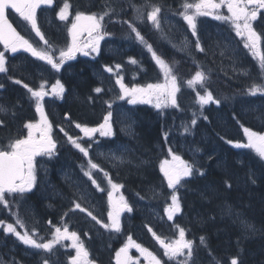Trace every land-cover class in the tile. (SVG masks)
<instances>
[{
    "label": "trees",
    "instance_id": "trees-1",
    "mask_svg": "<svg viewBox=\"0 0 264 264\" xmlns=\"http://www.w3.org/2000/svg\"><path fill=\"white\" fill-rule=\"evenodd\" d=\"M123 9L132 16L129 7ZM125 14L124 12L123 15ZM133 24L146 44L151 45L158 56L173 66L179 87L176 95L177 107L157 109L148 104L134 106L131 108L133 118L131 134H123L117 125L110 138L98 140L105 145L122 144L125 148L123 162L108 163L100 158H96L94 162L107 171L112 182L122 185V194L130 202L132 213L129 219L121 223L119 232L110 230L106 233H103V230L100 232V237H97L99 254L95 257L96 263L114 264L113 254L129 237L158 254L159 250L149 231V228L152 230L155 228L157 233L158 228L156 224L151 223L146 213L148 210L152 211L150 208L153 204L159 205L161 209L165 206L166 200L162 195L159 201L154 200L160 193L164 194V197L169 193L160 165L169 157L171 148L175 154L189 163H194L200 170L187 177L182 183L183 186L179 187L180 212L171 222L172 226L183 228L186 238L193 242L195 247L193 264H230L232 258H236L238 264H264V161H261L252 149L233 146L235 143H247L245 128L264 134V122L259 121L243 103L251 87L250 81L219 70L220 64L214 62L209 50L197 51L195 42L194 48L189 49L190 53L187 54L184 49L166 42L152 29L147 34L144 21H133ZM16 27L24 36V29L18 24ZM198 32L199 36L203 35V30L199 29ZM199 39L201 46L205 48L207 39ZM128 59L135 60L136 63H130ZM114 61L122 66L126 75L125 84L128 87L147 86L149 83L154 84L162 80V73L148 54L135 45L122 51L120 57L116 59L100 55L95 61H76L72 64L73 71H70L71 74L66 81L67 99L60 104L63 116L68 115V126L80 124L93 127L100 124L106 115L104 103L110 98L106 88L104 92L95 91L96 88H100L97 83V71L102 66L112 65ZM197 71H203L207 75L205 87H201L200 84L189 87L187 81L191 80ZM131 75L137 76L133 82H130ZM112 88L109 85L108 90ZM205 88L219 101L218 104L211 102L209 106L205 104L202 106L197 101V95H204ZM20 94L23 97L22 91ZM20 94L14 91L13 96L18 97ZM257 100L260 101V106L264 107V96H259ZM18 103L20 104L19 100ZM21 111L25 110L22 108ZM260 116H263L264 120V110ZM55 119L57 118H52L54 126ZM193 119L196 120L195 125L192 124ZM185 127L189 129L188 132L184 131ZM22 133L23 131H0V145H6L9 139L20 137ZM68 136L77 139L85 148L89 144L87 140L80 139L82 136L77 131L62 133L53 131L57 155L53 159L54 163L49 164L50 177L53 182L60 185L57 186V190L63 194H66V188L56 171L62 159L68 161L76 176L78 174L81 176V168H85L86 160L69 142ZM124 152L122 150V153ZM200 172L204 175L201 176ZM250 174L254 176L255 183L249 179ZM228 184L231 187H228ZM25 197L42 219V223L59 224L62 221V214L70 210L62 206L60 200L55 202L51 200L49 208L42 197H39L36 189ZM17 206L15 210L23 215L20 204ZM228 206L232 208L231 216L226 211ZM6 210L0 205V221L12 223L15 210L11 215ZM54 210L59 213L57 216ZM236 214L244 217L243 219L251 224L255 231L243 230L235 222ZM202 236L205 238V244H201ZM0 242L5 247L10 242V237L5 236L1 230ZM11 252L13 254L12 250ZM91 256L93 257L92 252ZM168 263L174 264L173 261H165L163 264Z\"/></svg>",
    "mask_w": 264,
    "mask_h": 264
},
{
    "label": "snow or ice",
    "instance_id": "snow-or-ice-1",
    "mask_svg": "<svg viewBox=\"0 0 264 264\" xmlns=\"http://www.w3.org/2000/svg\"><path fill=\"white\" fill-rule=\"evenodd\" d=\"M52 3L53 0H0V44H3L6 50L13 53L19 50L28 52L33 57L45 61L51 65L53 69L59 71L65 60L72 59L77 51H81L78 44V36L81 32L87 31L90 37L93 36V33H96L93 39L89 41L87 47H90L94 52L98 50L99 42L103 39V35L101 34V29L103 27L102 22L105 17H110L115 9L106 4L105 10L98 14L93 13L85 15L84 13L78 11L71 27L68 29L69 35L71 36V44L67 47V50L61 49L59 57L54 59V52L34 46L29 39L25 38L15 27H13L6 16L7 9L14 10L31 26V29L35 32L36 36L39 37L45 45H49L48 40L41 33L37 25L36 10L42 4L50 6ZM130 3L136 14V19L138 20H142L145 10L150 8L151 10L147 11V20L151 22L157 30H160V19L158 18L162 11V6L160 4L152 3L151 0H145L142 5L132 3L131 0ZM69 7L70 5L67 2L64 3L63 7L57 13L59 20L65 21L68 19ZM182 7L183 11L180 12L179 15H181L184 21L188 24L192 31V35L197 37L195 42V48L197 51H205V49L201 46V41L197 33L196 18L198 16H212L216 20L230 21L236 31V35L246 38L247 42L244 44V47L249 48L254 57H259L261 69L264 70V53H261L259 46L261 36L253 30L251 23L257 19L258 11L260 9H264V0H219V2H215V0H198L196 3L185 2ZM221 7H226L229 15H221L219 13V9H221ZM122 23L128 25L129 29H131V33L135 34L137 41L142 44H146L143 36L132 22L124 20ZM183 44L184 47H189L190 42H188L187 38H185ZM173 46L175 47L176 45ZM146 47L148 51L152 53L153 61L163 74L164 83H149L146 87L127 88L121 82V79H117V84H119L121 88V95L119 98L124 99L125 97H129V104H136L138 102L152 103L153 100H155L154 107L157 109L168 106L177 107L176 93L179 91V87L177 84V76L173 73V68L166 63L164 59L158 56L155 51H153L151 45L146 44ZM83 54L88 55L89 53L84 52ZM129 62L133 64L136 63L135 60H130ZM116 67L118 69L120 66L117 65ZM5 71L4 53L0 52V72ZM105 71L111 72L112 69L105 67ZM207 79L208 77L203 71H197L194 77L191 80H188L187 83L189 87H192L195 84H200L201 87H205V81ZM14 83L20 84L21 81L15 80ZM25 87H27V85H25ZM63 91V87L59 85V82H57V85L53 88V94L60 96ZM95 91L100 92L101 89L96 88ZM28 92L31 93V97L36 101V111L40 113L41 121L38 124L26 123L24 125V127L28 129L27 137L20 138L17 136L14 139H9L6 145H0V205H3L5 208L10 206L7 197L22 200L26 193L32 191L37 180L35 158L41 155H48L51 157L53 155V149L56 148V144L50 135L51 125L48 123L47 117L43 114L41 100L47 94L43 91V85H41V90L34 91L32 88H28ZM258 93L264 96V86L254 83L249 88L248 95L256 96ZM197 101L202 106L209 102L216 104L219 103V101L216 100L213 95L206 90V88L204 95H197ZM109 107H111V104H109ZM4 112H6V109L4 106L0 105V113ZM110 116L111 113L104 117V123L101 124L99 128H88L81 126L80 124H76V127L89 137L97 131H99L102 136L111 135V126L109 124ZM192 124H196L195 119L192 120ZM3 126L4 121L0 120V127ZM35 130H39V136L35 134ZM184 131L188 132L189 129L185 127ZM244 132L247 137V143H235L233 146L236 148L252 149L258 158L261 161H264V134H259L249 130L248 128H245ZM165 139H167V133H165ZM68 140L76 149L83 153L85 157H88V150L78 143L77 139H74L72 136H68ZM227 142L232 143L231 141ZM168 154L171 156V160H164L160 165V171L163 174L164 180L167 182L168 188L172 190V204L165 209L168 219L171 220L173 215L180 211V203L176 195L177 187L183 186L181 182L185 178L193 176L195 172L200 170L194 166V163H189L183 160L179 155L175 154L173 149L169 148ZM88 169L89 170L84 171V175L92 181V184L96 186L98 190H102L97 184V181L93 178L91 171L101 170L99 165L89 159ZM200 175L203 176L204 173L200 172ZM105 176H107V173H105ZM249 179L252 183L256 182L252 174L249 175ZM108 183L114 190H118L122 187V185L112 183L110 178ZM225 183L227 184V181ZM228 187H231V185L228 184ZM109 201L112 208V210L108 212V218L111 222L110 224L102 223L96 218V216L92 215L91 212H89L88 215H90L97 224H100L101 227L105 229L110 228L115 232H119L120 213L123 210L131 211V208H129L123 197H121L118 202H113L111 192L109 193ZM75 207L81 212L85 211L79 203H76ZM226 211L228 215H233L231 206H228ZM16 222L17 224H20L21 227H24L23 222L19 219V217H17ZM235 222H237L245 231L249 229L255 231L253 226L246 222L239 214L235 215ZM0 225H3V231L5 233L13 234L24 245L35 249H43L45 252H51L54 245L59 244L62 240H71L72 247L76 250V255L71 258L70 264H92V262L88 259L89 252L80 241L77 233L69 232L67 227H65L63 231L57 227L55 229L53 239L49 242L43 243L34 239L36 236L35 232L29 234V232L24 231L21 233L17 231L16 227H14L11 223L3 224V222H0ZM149 231L151 232L152 229L149 228ZM153 237L164 249V255L167 256L169 260H175L176 264H193L195 247L191 240L185 239V230L183 228H179V238L168 243L155 233H153ZM200 239L201 244H205V238L202 236ZM133 247L144 256L148 264H161V261L153 255L152 252H150L147 248L142 247L140 244L135 243L131 237H129L128 242L116 252V264H136V262L133 261L132 257L128 254L129 248ZM185 250L187 251L185 252ZM177 257H182L183 259L177 260ZM45 264H47V261H45ZM230 264H238V260L236 258H232Z\"/></svg>",
    "mask_w": 264,
    "mask_h": 264
},
{
    "label": "rangeland",
    "instance_id": "rangeland-1",
    "mask_svg": "<svg viewBox=\"0 0 264 264\" xmlns=\"http://www.w3.org/2000/svg\"><path fill=\"white\" fill-rule=\"evenodd\" d=\"M126 1L128 2V0H126ZM126 1L125 0H111V3L109 5L115 9V11L111 14V15H113L112 18H115L117 20L118 19L128 20L132 23H133V21L139 22V20L136 19V14L133 11V9L130 10L132 16H130L123 9V7H129L128 3ZM185 2L196 3V2H198V0H183L180 7H179L181 9L178 10L179 9L178 8L177 9L178 11L177 10L172 11V13H174L172 15L173 22L170 20H169V22L168 21L162 22V20L159 17L158 18L160 19V30L162 31L161 34L163 35V39H165L167 42H169L171 44H175L179 48L184 49L186 53H190L188 50L189 49L192 50L194 48L193 44L195 42L194 39L196 37H194L192 35V31L189 28L188 24L184 21L183 17L181 15H179V13L183 11L182 5ZM215 2H219V0H215ZM119 5H121V6L119 7ZM121 8H122V10H121ZM104 10H105V8H104ZM150 10L151 9L149 8L148 11H150ZM120 11H121V13H120ZM124 12L126 13L125 15H123ZM145 12H146V10H145ZM219 13L221 15L225 14V16L229 15L226 7H221V9H219ZM144 15H145V13H144ZM126 17H129L130 19H125ZM203 17H206L209 19L210 18L214 19L212 16H198L196 18V24H197V19H200ZM106 18H108V17H105V19ZM219 21L227 22L229 29L224 32V31H222V29L224 28L222 24H220L218 22H214L212 24H209L208 28L206 29L207 33L205 35H206L207 40H206V47L204 49L209 50V52L212 54L211 58L214 59V62H217L220 64L219 70L222 69L228 75H232V76L243 75L244 77H246L250 81L249 84H251V86L254 83L264 86V70L261 69L260 62L256 61V60H258V56L254 57L252 52L250 51V49L244 47L246 49V51L248 52V54L251 55V57L253 59L251 61L253 62L252 66L255 69V71L248 69V67H249L247 65L248 62L244 61L243 58H240L241 57L240 43L243 42V44H245L247 42L246 38L236 35V31L233 28L230 21H224V20H219ZM117 24L118 25H124L122 23V21H121V23L118 22ZM70 27H71V25H70ZM147 29H148V32L150 31V29H152L153 32L156 31L155 26L151 22H149L147 24ZM127 30L128 31L125 33H130V38H129V34H128L127 36H122V38H119L120 35H118V36H114L113 39L107 40L106 36L104 34H102L103 39L100 40L98 50L95 52L92 51L90 47H87V45L89 44V41L92 40L93 37L96 35V33L93 34V36H91V37H88V38L85 37L86 39H84L85 34H83V33L79 34L78 44L81 48V51H79V56H81V58L93 59L100 53L99 51L101 49H106L107 46L111 47L109 52L114 53L115 48L117 49V52H119V50L121 48H124V46H123V40H124L130 44V47L132 45H135V46H138L140 49L142 48L143 51L148 54L151 61L154 62L152 59V53H150L148 51L146 44H145V46H143L142 43H140L139 41L136 40L135 34L131 33V29H129L128 25H127ZM67 32H68V34H67L68 37H67L65 44L61 45V47H59L58 50L55 49L56 52L54 51V56L56 58L59 57V52L61 49L67 50V47L71 44V36L69 35L68 30H67ZM110 37H112V36H110ZM200 37L204 38V36H200ZM115 38H117L118 40H116ZM185 38H187V41L190 42L189 47H184L183 41H185ZM113 40H114V42H113ZM173 40H176V41H173ZM117 41L120 44H122L121 48L115 47V44H117ZM260 49H261V47H260ZM0 52H2V51H0ZM84 52H88L89 54L84 55L83 54ZM115 52H116V50H115ZM114 55H115V53H114ZM4 60L6 61L5 53H4ZM70 60L71 59H69V61ZM128 61H130V59H128ZM166 63H168V62H166ZM119 66L120 67L118 69H117L116 65L110 67L112 69L111 72H106L105 67H102L99 69V72H98V76H100L101 80L103 81L102 82L103 84L100 86V89H101L100 92H104L105 91L104 88H106L108 91V97L110 98V100H108L107 102L104 103V110L106 111V115L111 113V116L109 119V124L111 126V133L112 134L102 136L100 134V132L97 131V132L93 133L91 135V137H89V136H86L83 132H81L80 129L77 127L68 129V131L79 132L82 136L80 139L88 141L89 144H88V147H86V149L88 150L89 155H88V157H85L84 154L82 153L86 160L84 162L85 168L84 169L81 168V173H82L81 176L79 174L76 176L75 172H73V170L70 168L68 161L66 162V160L62 159V162L56 171H57V174L59 175V178L61 179V183H63L65 185V186L64 185L63 186L66 188V194L65 193L63 194L57 190V186L59 187L60 185H57V183L54 184L52 178L50 177L51 176V174H50L51 168L49 167V164L54 163L53 159H55V156L57 155L55 152L56 148H57V144L55 143L56 148L53 149V155L51 157H49L48 155H41V156H37L35 158L37 180H36L35 185L33 186L32 191L36 187V191L39 192V197L43 196L45 198L43 200H44V202H46V204L49 208H51L50 207V204H51L50 201L51 200L52 201L60 200L62 206L64 205L67 208H70V210L68 212H65L64 214H62L61 223L58 226H56L55 228H53V230L55 231V229L57 227H59L61 229V231H63V229L65 227H67L69 232H76L77 233L80 241L84 244V246H85V242L82 239L81 235L87 234L88 236H90L91 232L86 231V230L83 232H80V228H79V230H77V226H75V225H83L81 229H90L91 231L93 230V227L96 228L98 231L103 230L106 232L108 230H111L110 228L105 229V228L101 227L100 224H97L96 221L93 220L90 215H88V213L91 212L92 215L96 216V218L99 219L102 223H105V224L111 223L109 221V218H108V212L110 210H112L111 205H110V201H109V193L110 192L112 193V200L115 199V201L118 202L120 200V198L123 197L124 201L127 202L129 208H131L130 202L122 194L121 187L118 190L112 189L111 185L108 183L109 175H108L107 171L103 170L100 166H99V168L101 170H91V171L93 174V178L97 181V184L99 185L100 189H102V190H98V188L92 184V181L89 180L84 175V171L89 170L88 169L89 159L94 162V160H96V158H100V159H103L105 162H108V163H116V162L122 161V159H124V157H125V152H124L125 148L122 144H120L118 146H116L115 143L110 144V145L109 144L105 145V144H102L98 140L110 138L113 135V133H114V131H113L114 130V122L119 126V128L123 134H125V135L131 134V131H133V118H132V114L127 112V109H126L127 105L129 107H134V106H137L140 104H148V105H153V106L155 104V100H153L152 103H139L138 102L136 104H129L128 103L129 97H125L124 99L119 98L121 95V88H120V85L117 84V79H121V82L123 83V81L125 80V77H126V75L124 74V70H123L122 66L121 65H119ZM170 66L173 67L172 65H170ZM129 78H130V80L134 81L137 78V76L131 75ZM108 81H111V83L109 84ZM158 83H161V84L164 83V76H163L162 80L159 81ZM123 84H124V86L127 85L125 83H123ZM154 84H156V83H154ZM103 85H104V87H103ZM109 85H111L113 87L111 90H108ZM132 87H146V86H133L132 85V86L127 87V88H132ZM53 95H55V94H53ZM176 95H177V93H176ZM46 96H47V94L43 97V99ZM60 96H58V97H60ZM259 96H261L259 93L256 96H250L247 94V96H245L246 98L243 99V103L247 106L245 108H249L254 113L255 117L257 116V119L263 123L264 122V120L262 119L263 116H260V113L264 110V107L260 106V103H259L260 101L257 100V98ZM34 103L36 105L35 99H34ZM109 104H111V107H109ZM210 104H211V102H209L205 105L209 106ZM168 107H171V106H168ZM164 108H166V107H164ZM114 113H115V115H114ZM103 123L104 122H102L101 124H103ZM99 126L92 127V128H99ZM71 127H74V125H72ZM88 128H91V127H88ZM35 132H37L36 135L39 136L40 132L39 131H35ZM62 132H65V131L62 130L61 133ZM27 135H28V131H23L22 136H20V138H25V137H27ZM50 135L54 141L53 131L50 132ZM122 150L124 153H122ZM92 156L95 158H93ZM114 157L119 158V159H116ZM166 160L170 161L171 156H169ZM105 173H107V176H105ZM184 180L181 183H183ZM112 183H114V182H112ZM179 187L180 186H178L177 190H176V195H177L178 200H179V191H178ZM171 193H172V190L169 189V193L167 194L168 198L165 197L166 202H165V206H163L162 209L159 207V205L153 204V207H151V208L154 210V212H153L154 214L150 213L151 218L156 213L157 214V216L155 215L156 219L161 217V219H162L161 221H166V224H165L166 230H165V232L163 231L164 236L168 238L167 240L164 239L166 243L171 242V241L179 238V229L175 228L174 226L171 225V223L169 221H172V219L169 220L168 215L165 212V209L172 204ZM27 194L28 193H26L25 195H27ZM161 195H164V194H162V193L158 194L156 196V198L157 197L158 198L155 199L154 201L155 202L159 201V197ZM7 199L8 200L11 199V201H9L10 206L8 208H6L7 213H10V215H11L12 211L17 209L18 208L17 205H19V204H21L22 210L24 212V215L17 213V210H15L13 213V218L11 219L12 220L11 224H13V226L16 227L17 231H19L21 233L26 231L25 229H20V230L18 229V226H20V224H17V222H16L17 217H19V219L23 222V224H25V225L31 224L33 228H35V226L38 225L37 223L42 221V219L36 214L34 207L31 206L30 204L25 203V201H24L26 199L25 196L22 200L18 199L17 202H16L17 199H13L12 197H7ZM76 203H79L80 206L85 209V211L81 212L78 208H76L75 207ZM155 206H157V207H155ZM131 213H132V209H131V211L125 210L124 212H122L120 214V216H119L120 225L123 221H126L127 219H129ZM73 221H79L80 224H71V223H75ZM0 222H3V224H8V222H4V221H0ZM33 224H35V226ZM0 229L3 231V225H0ZM28 229H30L29 226H28ZM28 229H27V232H29V234H31L32 232L36 233V231H33V230L28 231ZM111 231H113V230H111ZM5 234L11 236L12 238L14 237L18 241V244H20L23 248H25L27 250H32V251L39 253V254H42V255H45V254L50 255V254H53L55 252H59L62 255L65 252H67L69 254V257H74L76 255V250L72 247V241L71 240H62L59 244L54 245L51 252H45L43 249H35V248L24 245L11 233H5ZM163 234L161 233L160 236H162ZM36 235H37V233H36ZM35 239H37L39 242H43V243H45L47 241V238L43 235H40ZM185 239L188 240L186 238V236H185ZM66 242L69 243L68 246H66ZM127 242H128V238L125 240V242L120 247L124 246ZM186 251L187 250H185V252ZM5 254L9 255V258H8V256H5ZM158 255L160 257L161 256L167 257L164 255V250L158 251ZM113 258L114 259L116 258V253L113 254ZM176 259L180 260L183 258L177 257ZM173 263L176 264L175 260ZM0 264H16L12 254L2 250L1 246H0ZM68 264H70V260H68Z\"/></svg>",
    "mask_w": 264,
    "mask_h": 264
},
{
    "label": "flooded vegetation",
    "instance_id": "flooded-vegetation-1",
    "mask_svg": "<svg viewBox=\"0 0 264 264\" xmlns=\"http://www.w3.org/2000/svg\"><path fill=\"white\" fill-rule=\"evenodd\" d=\"M130 2V0H128ZM166 1L168 2L166 4ZM151 0L152 3H157L162 6L161 14L159 15V18L163 21H172L173 18L172 11L177 10L183 0ZM68 3L70 5L68 9V19L65 21H61L58 19L57 13L60 11V9L63 7L64 3ZM132 3H135L137 5L144 4L145 0H131ZM111 0H53L52 5H41L36 10V17H37V25L41 31V33L45 36V38L48 40L49 45H45L43 41L38 39L32 32L30 25L24 21L19 15H15L13 13H9V20L14 25V27L18 30L16 27L17 24L21 26L24 31L25 35L24 37L29 39L30 42L34 44V46L45 49L50 52H56L55 49L58 50L61 45L65 44L67 37H68V28L70 25H72L76 13L82 12L85 15H90L93 13H100L104 10L106 4H110ZM131 4V3H130ZM168 5V6H166ZM177 7V8H176ZM86 8V9H85ZM164 8V9H163ZM149 9V8H148ZM146 9L145 15L143 17V20L149 22L147 20V11ZM179 8L178 10H180ZM177 10V11H178ZM76 11V12H75ZM115 15V14H114ZM225 15V14H223ZM113 15L110 17L104 19L102 22L103 27L101 29V34H104L106 36V39L109 40L110 36H116L120 35L127 36L130 33L127 32V24L123 23L124 25H118L117 23H121V19H115L112 18ZM200 20V21H199ZM197 22H202L204 24H212L214 22H218L223 25L222 31H226L229 29L227 22L217 21L216 19L212 18H200L197 19ZM252 27L253 30L257 32L258 35L261 36L260 40V51L261 53H264V9H260L257 13V19L252 21ZM145 26L146 33L149 34L147 26ZM19 32V30H18ZM21 33V32H20ZM85 34L84 39L90 37L87 31L81 32ZM80 33V34H81ZM162 31L158 30V34L163 37L161 34ZM95 34V33H93ZM86 37V38H85ZM240 43V42H239ZM51 46V47H50ZM241 47V57L244 61L248 62V69L255 71L252 64L253 62L251 60V55L248 54L246 49L244 48L243 42L240 43ZM111 49L110 46H107L106 49H101L100 55L105 56H111L115 58L113 52H109ZM0 51L5 53L6 61H5V72H0V105L4 106L6 109V112L0 113V120L4 121V126L0 127V131H28L27 128L24 127L26 123H32V124H38L41 121V115L36 111V105L34 103V99L31 98V93L28 92V88H32L35 90H41V85H43V91L47 93V96L41 100L42 106H43V114L47 117L48 123L51 125V131H68V127L66 123H63L66 121L63 116V110L60 107V104L65 102L68 95V89L66 81L71 74L70 71L72 68V64L79 60H86L84 58H81L79 56V51L76 52L75 56L69 61V59L65 60L64 63L61 65L60 70L56 71L46 63L45 61L39 60L35 57H33L30 53L25 52L23 50H19L15 53L6 50L5 48L0 46ZM123 49H120L117 55H120V52H122ZM56 57L54 56V59ZM240 60V59H239ZM257 62H260L259 57ZM255 65V64H254ZM114 66V62L112 65L108 66L109 68ZM73 69V68H72ZM15 80H20L21 83L17 84L14 83ZM57 82H59V85H61L64 89L62 95L60 97L53 95V88L57 85ZM103 81L101 80V77L98 76L97 83L101 86ZM27 85V87H25ZM20 89V90H19ZM18 90V91H17ZM17 92L20 94V91L23 93V97L21 96H13V93ZM18 100L20 104L18 103ZM21 100V101H20ZM24 109L25 111H21V109ZM21 112V113H20ZM115 114V113H114ZM56 117L55 119L56 123L55 126L53 125L52 118ZM104 122V118L102 119L101 123ZM100 123V124H101ZM115 127V124H114ZM39 131V130H35ZM37 132H35L36 134ZM123 210L122 212H124ZM175 213V215H177ZM161 217L158 219L154 218V222L156 225H161L162 229L160 228L161 232L163 234L164 227L163 225L166 224V221H161ZM38 225L35 226V228L32 227L31 224L24 225V227L18 226V229H25L27 231L28 226L30 229L28 231H36L37 235L34 237L37 238L40 235H43L47 238L46 242H49L53 239L55 231L53 228H55L58 225H52L51 223H37ZM79 224V223H76ZM77 226V230L80 228V232L83 231H90L91 235H81L82 239L85 242V248L89 252L88 259L92 262V264L96 263L95 257L99 254V241H97V237H100V232L93 227V230L90 229H81L83 225H75ZM80 226V227H79ZM157 226V228H158ZM33 228V229H32ZM151 234L152 231L150 232ZM7 235V234H6ZM9 236V235H8ZM154 238V237H153ZM161 239L167 240L168 238L164 236V234L160 237ZM156 240V239H155ZM45 242V243H46ZM157 242V240H156ZM0 242V246H1ZM4 243H6L4 241ZM9 247L13 251V258L15 257V263L16 264H45V261H47V264H68V260H71L72 257H69V254L65 252L63 255L59 252H55L50 255H42L39 253H36L32 250H27L23 248L20 244H18V241L13 237L10 238V242L8 243ZM68 242H66V246H68ZM158 245H160L157 242ZM93 247V251H92ZM144 247V246H142ZM147 248V247H144ZM150 252L153 253V255L156 256L155 252L151 250L150 248H147ZM91 252L93 253V257L91 256ZM129 256L132 257L133 261L136 262V264H148V262L145 260L144 256L138 252L134 247L129 248L128 251ZM9 258V255H6ZM157 257V256H156ZM160 261L161 259L157 257Z\"/></svg>",
    "mask_w": 264,
    "mask_h": 264
},
{
    "label": "water",
    "instance_id": "water-1",
    "mask_svg": "<svg viewBox=\"0 0 264 264\" xmlns=\"http://www.w3.org/2000/svg\"><path fill=\"white\" fill-rule=\"evenodd\" d=\"M9 11H11L13 14H15V15H18L14 10H12V9H7L6 10V16H7V14H8V12ZM7 18H8V16H7ZM9 20V19H8ZM9 22L11 23V21L9 20ZM12 24V23H11ZM13 25V24H12ZM14 27V26H13ZM33 32V31H32ZM33 34L36 36V34H35V32H33ZM37 37V36H36ZM38 39H40L39 37H37ZM0 46L1 47H3L4 48V46H3V44H0Z\"/></svg>",
    "mask_w": 264,
    "mask_h": 264
},
{
    "label": "bare ground",
    "instance_id": "bare-ground-1",
    "mask_svg": "<svg viewBox=\"0 0 264 264\" xmlns=\"http://www.w3.org/2000/svg\"><path fill=\"white\" fill-rule=\"evenodd\" d=\"M170 2H172V0H171ZM157 3H158V2H157ZM167 3H168V2L166 1V4H167ZM166 6H168V5H166ZM168 7H169V6H168ZM163 9H164V8H163ZM54 183H56V182H54ZM58 183H59V182H58ZM59 187H60V186H59ZM235 189H236V188H235ZM64 198H65V197H64ZM54 202H55V201H54ZM58 202H59V201H58ZM58 202H57V203H58ZM51 203H52V202H51ZM48 205H49V204H48ZM50 205H51V204H50ZM63 206H64V205H63ZM55 207H56V206H55ZM53 208H54V207H53ZM65 208H66V207H65ZM59 210H60V209H59ZM62 210H63V209H62ZM62 210H61V211H62ZM54 211H55V210H54ZM57 213H58V212L55 211V215H56ZM58 214H59V213H58ZM56 216H57V215H56ZM37 218H38V217H37ZM243 218H244V217H243ZM230 222H231V221H230ZM229 224H230V223H229ZM234 227H236V226H234ZM252 242H253V241H252Z\"/></svg>",
    "mask_w": 264,
    "mask_h": 264
}]
</instances>
